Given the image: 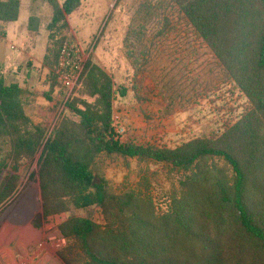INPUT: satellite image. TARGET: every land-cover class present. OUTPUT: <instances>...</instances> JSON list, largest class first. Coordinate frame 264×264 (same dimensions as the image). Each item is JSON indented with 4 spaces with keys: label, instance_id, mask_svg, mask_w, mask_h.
<instances>
[{
    "label": "trees",
    "instance_id": "trees-1",
    "mask_svg": "<svg viewBox=\"0 0 264 264\" xmlns=\"http://www.w3.org/2000/svg\"><path fill=\"white\" fill-rule=\"evenodd\" d=\"M42 1L52 11L42 62L49 84L44 97L51 101L67 16L81 2ZM166 8L187 21L221 67L223 83L243 99L242 111L209 136L174 148L122 141L114 106L128 91L116 89L91 58L80 96L66 104L67 115L48 135L27 115L32 92L0 74V172L14 173L0 186V209L15 195L21 168L42 152L36 173L41 212L31 224L52 225L66 239L58 252L63 264H264V0H142L125 48L138 78L133 92L143 104L153 101L139 81L148 63L140 58L143 37L157 19L169 30ZM20 11L21 0H0V29L17 22ZM39 24L31 17L29 30L38 32ZM111 157L160 166L177 177L169 209L157 211L147 179L137 189L112 191L101 168ZM94 208L102 223L74 215Z\"/></svg>",
    "mask_w": 264,
    "mask_h": 264
},
{
    "label": "rangeland",
    "instance_id": "rangeland-1",
    "mask_svg": "<svg viewBox=\"0 0 264 264\" xmlns=\"http://www.w3.org/2000/svg\"><path fill=\"white\" fill-rule=\"evenodd\" d=\"M63 4L66 0H58ZM81 6L67 16V39L75 36L89 54V59L104 69L115 81L116 89L124 87L127 95L115 99L114 125L121 140H135L174 148L192 138L209 136L236 117L243 107V99L231 86L224 84V74L205 44L195 36L187 21L177 10L166 8L163 14L171 21L169 30L158 19L147 25L143 43L147 66L140 74L142 90L152 97V103L137 102L133 87L135 80L132 61L127 56L125 38L132 26L142 0H80ZM36 16L38 32L29 30V20ZM52 11L42 0H22L17 22L0 29V74L9 82H16L32 92L26 107L34 124L48 128L50 135L67 115L66 104L80 96L82 86L76 87L67 103L52 93V100L44 97L49 91L48 71L42 68L49 32L47 26ZM159 32H164L160 36ZM140 54V52H139ZM30 64V66H29ZM156 96V97H155ZM40 152L32 163L25 164L19 175V186L13 198L0 209V233L27 231L34 228L32 220L41 212L38 164ZM109 188L119 193L137 189L147 179L150 196L160 213L169 209L170 192L178 185V178L165 169L134 159L111 157L101 162ZM14 173L0 172V186ZM142 187V186H141ZM74 215L102 223L98 209L76 211ZM65 217L58 219L62 221ZM35 229V228H34ZM41 240L29 246L31 254L39 247L49 248L52 264H63L58 257L61 249L50 240L58 235L52 225L36 229ZM50 262L47 264H51ZM29 264H40L37 260Z\"/></svg>",
    "mask_w": 264,
    "mask_h": 264
},
{
    "label": "built area",
    "instance_id": "built-area-1",
    "mask_svg": "<svg viewBox=\"0 0 264 264\" xmlns=\"http://www.w3.org/2000/svg\"><path fill=\"white\" fill-rule=\"evenodd\" d=\"M88 59L89 54H86L82 44L75 36L69 37L65 41L55 70L57 80L60 84V89H57L56 94L60 96L59 93L63 90L62 99L65 104L69 100L72 91L78 87L85 63ZM50 240L58 249H62L66 245V239L60 233L57 236L53 235Z\"/></svg>",
    "mask_w": 264,
    "mask_h": 264
},
{
    "label": "crops",
    "instance_id": "crops-1",
    "mask_svg": "<svg viewBox=\"0 0 264 264\" xmlns=\"http://www.w3.org/2000/svg\"><path fill=\"white\" fill-rule=\"evenodd\" d=\"M40 240L41 235L34 228L27 231H17L13 234L11 231L1 232L0 264H29L34 260H37V263L40 264H47L49 262L51 263L50 251L47 250L49 248L46 247H39L37 251H34L31 254V258L29 259L30 261L28 263L27 257L30 255V244L37 243Z\"/></svg>",
    "mask_w": 264,
    "mask_h": 264
},
{
    "label": "water",
    "instance_id": "water-1",
    "mask_svg": "<svg viewBox=\"0 0 264 264\" xmlns=\"http://www.w3.org/2000/svg\"><path fill=\"white\" fill-rule=\"evenodd\" d=\"M96 183H99V181L97 180Z\"/></svg>",
    "mask_w": 264,
    "mask_h": 264
}]
</instances>
